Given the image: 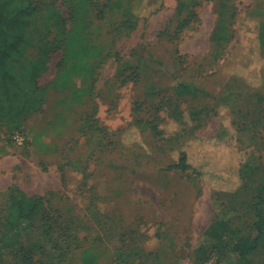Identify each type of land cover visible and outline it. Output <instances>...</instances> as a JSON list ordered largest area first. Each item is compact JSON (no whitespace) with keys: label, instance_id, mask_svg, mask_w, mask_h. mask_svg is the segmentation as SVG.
Segmentation results:
<instances>
[{"label":"rangeland","instance_id":"obj_1","mask_svg":"<svg viewBox=\"0 0 264 264\" xmlns=\"http://www.w3.org/2000/svg\"><path fill=\"white\" fill-rule=\"evenodd\" d=\"M39 1L43 14L50 6L58 8L68 27L84 17L80 0ZM197 1L196 18L177 46L185 76L223 95L224 106L213 98H179L173 92L146 100L147 80L123 84L131 71L122 75L116 57L77 78L74 88L64 86L62 75L71 62L60 50L37 80L40 107L26 112L20 130L0 126V204L13 186L43 196L48 208L60 212L56 240L59 228L79 235L68 261L54 263L37 244L47 238L36 222L23 239L24 247L35 251L27 264H82L85 248L96 251L98 264H243L218 236L232 229L255 238L259 209L264 220V0H235L230 39L218 46L211 42L214 2ZM176 7L177 0H137V28L116 42L122 61L140 44L158 45ZM108 20L117 23V14H108ZM48 25L39 20L31 35L37 38ZM50 30L52 38L56 28ZM38 52L29 48L27 56ZM77 89H83L79 102L74 101ZM139 117L158 129L128 128ZM181 150L188 152L193 169L166 171ZM61 165L68 166L64 173ZM250 259L264 264V226Z\"/></svg>","mask_w":264,"mask_h":264},{"label":"trees","instance_id":"obj_2","mask_svg":"<svg viewBox=\"0 0 264 264\" xmlns=\"http://www.w3.org/2000/svg\"><path fill=\"white\" fill-rule=\"evenodd\" d=\"M137 0H80L78 9L83 19L66 25L61 11L50 6L43 14L44 3L39 0H0V126L7 125L11 130H20L28 120L26 112L40 107L37 92L41 90L38 78L49 70L51 55L63 50L71 68L64 72V86L74 88L76 80L94 74L96 67L105 59L116 57L126 70L122 83L133 78L136 82L147 80L144 95L146 100L162 97L173 92L176 97L213 98L219 104H225L223 95H215L187 78L184 56L177 46L181 33L196 18L197 0H177L176 11L161 29L159 43L156 46L140 44L135 47L128 60L122 61L120 53L115 51L118 37L134 32L139 23L136 9ZM217 14L215 28L211 34L214 45H222L230 39V25L236 15L235 0H213ZM116 13L118 22L108 20V14ZM38 15L42 17L39 18ZM39 20L51 22L46 30L35 38L31 31ZM51 27L56 34L50 38ZM29 48H37L38 56H27ZM83 89H77L74 101H81ZM135 127L141 132L156 131L152 123L135 118L128 127ZM226 133L222 127L221 135ZM245 163V162H244ZM117 165L116 160L110 161ZM137 178L148 180L136 172L137 168L126 165ZM67 165L59 170L64 173ZM193 169L186 150H181L178 160L165 168L166 171L187 172ZM66 184V178H63ZM122 192V189H117ZM117 192V191H116ZM58 210L48 208L46 199L40 195H28L16 186L8 189V200L0 204V264H27L35 256L34 249L25 248V235L34 230L36 222H41L46 241L38 240L40 250L54 263L68 261L72 252V243L79 235L72 229H60L56 240V230L61 225ZM256 223L258 235L255 238L241 237L238 232L227 229V236L219 235L227 251L237 253L243 264H253L250 255L259 249L263 237L264 220L258 210ZM227 237V240L225 238ZM83 240H87L85 237ZM82 241V240H81ZM56 243V244H54ZM54 244V245H52ZM75 245V244H73ZM75 248H79L77 245ZM27 249V250H26ZM82 264H98V257L93 248H85L80 256Z\"/></svg>","mask_w":264,"mask_h":264}]
</instances>
